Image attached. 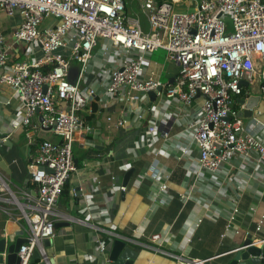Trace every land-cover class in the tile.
<instances>
[{
    "label": "built area",
    "instance_id": "1",
    "mask_svg": "<svg viewBox=\"0 0 264 264\" xmlns=\"http://www.w3.org/2000/svg\"><path fill=\"white\" fill-rule=\"evenodd\" d=\"M172 3L170 0L157 5L155 0H145L150 25L145 33L138 20L127 17L125 0H0V13L19 17L13 41L27 45L31 56L27 61L12 62L8 47L0 48V86L11 89L24 108L12 128L30 125L32 117L39 113L41 129H52L60 139L59 143L42 141L36 147L27 170L35 196L22 193L26 204L20 202L0 174V201L14 205L24 223L22 230L27 242L17 252V264H48L43 242L56 236L55 225L62 218L56 206L75 170L73 143L82 128L78 112L96 94L89 87L81 88L80 83L93 66L92 50L100 41L104 42V55L109 53L105 44H110L122 56L109 71L107 82L102 73L95 79L112 99L125 95L129 104L140 101L138 94L155 92L160 102L169 107L177 102L183 111H188L194 99L202 97L196 119L187 130L197 150L196 159L189 162L188 177L208 175L213 180L225 165L241 169L251 163L258 168L264 163V134L250 133L233 109L234 99L243 95L242 83L248 86L257 83L264 94V0H201L188 13L174 11ZM225 18L230 20V26ZM3 43L0 36V45ZM159 50L175 65L173 84L161 81L155 72L147 70L146 57ZM72 61L80 65L74 83L67 79ZM165 75L169 81L170 75ZM145 111L142 106L135 119L142 121ZM127 124V119L121 116L117 127ZM156 132L155 121L149 122L136 143L138 147L154 153ZM162 143L164 147L171 145L167 132L162 134ZM161 152L157 150L154 154ZM190 153L183 148L180 159L190 157ZM235 158L239 161L233 165ZM150 175L159 184L160 193L166 194L168 187L162 169L156 166ZM229 178L236 181L231 175ZM112 185L118 192L126 189ZM188 199V195L180 196L182 202ZM210 212L212 219L225 217V235L237 233L233 228L239 213L237 203H226L223 209ZM201 222L197 220L195 227ZM261 224L259 221L257 232ZM151 239L157 241L159 235ZM250 240L251 246L264 245V240L253 237ZM111 243L101 239L97 252L106 255ZM246 248L241 246L235 251ZM2 256L6 258V253ZM92 259L86 256V261ZM206 262L195 260L184 264Z\"/></svg>",
    "mask_w": 264,
    "mask_h": 264
},
{
    "label": "crops",
    "instance_id": "2",
    "mask_svg": "<svg viewBox=\"0 0 264 264\" xmlns=\"http://www.w3.org/2000/svg\"><path fill=\"white\" fill-rule=\"evenodd\" d=\"M172 1L174 11L188 13L193 12L201 0ZM144 5L145 0H125V11L128 18L138 20L142 31L148 33L150 25ZM18 23V16L7 17L0 13V36L4 38L0 48L8 47L12 62L31 59L28 46L13 41L12 34ZM105 45L107 55L103 54V41L92 50L93 66L80 83L81 88L89 87L96 94L78 112L82 128L75 134L73 143L75 170L56 206L62 218L56 223L55 238L45 247L48 259L54 260V264H107L113 241L120 239L138 254L134 264H184L195 260L226 264L228 255L243 246L248 236L264 240V163L258 168L251 163L241 169L225 165L213 180L208 175L188 177L187 168L189 162L196 159L197 150L187 130L196 119L202 97L197 96L188 111H183L177 102L170 107L157 99L151 102L146 94H138L140 101L129 104L125 95L112 99L95 79L102 73L107 82L109 71L122 56L110 44ZM35 55H40L37 50ZM146 65L148 72H155L161 81L173 84L176 68L167 61L164 51L147 56ZM79 69L77 62L70 63L68 81H77ZM167 73L169 81L165 78ZM242 86L243 95L234 99L233 109L239 115L244 101L257 98L253 101L256 107L251 117L240 118L250 133L264 134V94L257 83ZM142 106L146 111L143 120L138 121L135 116ZM23 112L14 92L0 86V174L20 202L26 204L22 193L35 196V187L28 183L27 170L36 147L42 141L59 143L60 139L52 129H41L39 113H35L30 125L13 129ZM121 116L128 124L118 128ZM152 121L157 128L154 150L162 151L157 155L136 144ZM164 132L170 136V147L162 143ZM183 148L191 151L190 157L180 159ZM238 161L235 158L231 164L236 165ZM154 166L163 171L168 187L166 194L160 193L159 184L151 178ZM230 175L236 181L229 178ZM113 183L124 186L125 191L118 192L112 187ZM181 195H188L189 199L182 202ZM232 202L239 208L233 226L237 233L232 231L225 235V217L212 219L210 211L223 209L226 203ZM199 219L202 222L195 227ZM259 221L262 224L257 232ZM23 226L17 208L8 201H0V238L13 237ZM154 235H159L157 241L151 239ZM103 238L112 242L106 248V255L97 252V243ZM86 256L93 259L86 261Z\"/></svg>",
    "mask_w": 264,
    "mask_h": 264
},
{
    "label": "water",
    "instance_id": "3",
    "mask_svg": "<svg viewBox=\"0 0 264 264\" xmlns=\"http://www.w3.org/2000/svg\"><path fill=\"white\" fill-rule=\"evenodd\" d=\"M243 84V83H242ZM46 86L43 87V91H46ZM144 94V93H142ZM151 102H154L155 92L145 93ZM254 99L250 98L243 102V112L240 113L239 117H251L253 109L256 107ZM252 102L254 104H252ZM76 162L74 161V166ZM131 171H129L124 178L126 183ZM57 225H55V228ZM14 236H20L21 238L15 239ZM13 237H1L0 238V264H17V252L20 246L23 243H26V238L24 236V230L17 232ZM50 241L46 240L43 242L44 247L49 245ZM243 247H247L246 249L238 250L230 253L227 257L226 264H264V245L255 247L251 246L250 236L244 241ZM6 253V258L2 255ZM138 258V254L128 246L126 243L120 239H115L110 247L109 253L107 255V264H134ZM48 264H54V260L47 259ZM38 264H47L45 262H39Z\"/></svg>",
    "mask_w": 264,
    "mask_h": 264
},
{
    "label": "trees",
    "instance_id": "4",
    "mask_svg": "<svg viewBox=\"0 0 264 264\" xmlns=\"http://www.w3.org/2000/svg\"><path fill=\"white\" fill-rule=\"evenodd\" d=\"M167 1H169V0H156V4L157 5H160V4H162V3H164V2H167ZM35 264V263H34Z\"/></svg>",
    "mask_w": 264,
    "mask_h": 264
},
{
    "label": "rangeland",
    "instance_id": "5",
    "mask_svg": "<svg viewBox=\"0 0 264 264\" xmlns=\"http://www.w3.org/2000/svg\"><path fill=\"white\" fill-rule=\"evenodd\" d=\"M225 22L230 26L231 25V22L228 18H225ZM2 233V231H0V234Z\"/></svg>",
    "mask_w": 264,
    "mask_h": 264
}]
</instances>
